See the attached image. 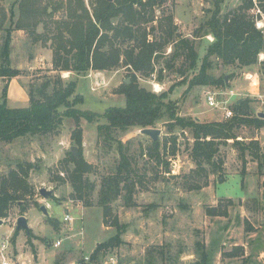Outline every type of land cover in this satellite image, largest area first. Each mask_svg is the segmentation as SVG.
<instances>
[{"label": "rangeland", "instance_id": "1", "mask_svg": "<svg viewBox=\"0 0 264 264\" xmlns=\"http://www.w3.org/2000/svg\"><path fill=\"white\" fill-rule=\"evenodd\" d=\"M19 1L2 0L0 6L7 15L13 7V19L16 20ZM36 1L38 5H47L50 12L51 4L61 6L53 19L65 17L68 14L66 7L78 4L77 0ZM83 1L92 12L94 0ZM108 1L116 4L118 0ZM242 1L164 0L147 10L148 15L154 16L153 22L143 24L150 42L165 38V27L168 18L172 17L178 32L194 42L198 53L195 66L184 76H179L177 69L181 58L175 60L173 68L164 66L163 61L171 57L174 48L173 43H167L161 48V56L153 59V73L137 78L140 86L157 94L172 86L165 101L174 105L176 117L197 122L227 120L220 107L208 106V92H218L219 101L228 99L227 106L233 116L237 104L244 99L249 101L246 114L259 117V113H264L263 52L259 53L257 63L242 67L237 63L224 64L212 55L206 62V72L220 83L189 86L190 78L200 71L203 56L214 40L203 24L217 8L221 17L236 10ZM253 1L255 4L247 14L254 22H261L260 27H255L264 31V9L259 4L264 1ZM257 8L261 13L255 12ZM119 19L113 18L112 22ZM36 32L44 33L42 24L36 27ZM4 37L5 31L0 29V53ZM50 43L32 42L26 30L12 31L10 61L12 67L20 68V79L26 92L58 74L52 68ZM1 60L0 55V64ZM90 70L93 71L91 77L88 76ZM90 70L80 75L61 72L63 81L76 82L72 97L80 96L82 100L75 103L74 108L96 115L92 121L81 119L83 138L79 146L71 139L75 123L70 118H64L59 128L49 135L25 136L10 143H0V182L18 162L34 166L27 178L33 193L22 202L25 211L22 212L20 204L14 202L8 215L0 218V241L8 239V256L15 258V264L83 263L84 256L90 257L85 264H192L197 261L264 264V169L259 172L257 162L247 156L246 174L242 180L243 161L233 140L229 139L227 144L220 145L219 154L224 161L222 170L208 175L207 186L191 188L193 184L203 182V176L198 177L192 172L196 164L190 157L193 141L190 128H181L176 121H169L163 112L152 127L160 130L156 140L159 148L153 156L149 153L153 152L151 146L155 142L142 134L137 126L125 131L113 129L112 138L105 137L98 126L107 123L103 117L107 108L125 106L126 98L119 91L123 80L128 79L129 71L123 65L110 70ZM103 78L104 84L97 86L96 79ZM154 86L157 91L153 90ZM2 87L0 81V93ZM230 91L234 94L229 95ZM10 103L13 107H26L27 95L14 92ZM65 109L59 108L60 112ZM234 132L238 141L257 139L264 148V126L241 125ZM172 137H176V155L169 152ZM71 146L77 147L76 157L81 156L92 168L84 175L94 183L87 205L74 196L69 178L68 173L74 168L69 155ZM121 154H125L130 162L132 179L129 182H135L132 194L135 205L126 204L123 193L111 203L110 218L104 221L98 204L100 182L103 176L115 172ZM204 168L209 169L207 165ZM41 187L52 189L54 194L48 199L43 198L38 192ZM41 205L46 207L47 215L40 209ZM65 214L73 216L74 222H64ZM20 215L27 218L29 234L25 230H16V219ZM115 221L123 229L119 243L99 250L91 258L99 243L117 235ZM57 239L62 244L54 247Z\"/></svg>", "mask_w": 264, "mask_h": 264}, {"label": "trees", "instance_id": "2", "mask_svg": "<svg viewBox=\"0 0 264 264\" xmlns=\"http://www.w3.org/2000/svg\"><path fill=\"white\" fill-rule=\"evenodd\" d=\"M163 1L118 0L116 4H113L108 0H94L91 2L93 8L90 12L83 0H77V6L66 7L68 14L60 19H53L54 13L61 8L55 3L51 4L52 12H50L47 5H38L36 0H20L17 7L19 16L16 20L13 19V7L7 15V11L0 6V29L5 31L0 53L2 59L0 77L4 80L0 95V143H10L25 136L49 135L59 128L64 118H70L75 123L71 139L75 145L79 146L83 138L81 119L92 121L96 115L74 108V104L82 100L80 96L72 97L76 82L63 81L61 72L68 71L80 75L90 69L110 70L123 65L128 68L127 78L130 82L126 83L123 80L119 93L125 96L126 104L124 107H109L104 112L103 117L107 123L99 125L98 130L103 131L105 137L112 138L113 129L125 131L134 126L141 129L153 127L154 122L165 112L169 121H176V125L181 128L188 127L192 132L190 157L196 164V169L192 172L198 177L203 176V182L195 183L191 188L199 189L207 186L208 175L222 170L224 161L219 154L220 145L227 144L229 139L233 140L232 144L238 149L239 158L243 161L242 180L246 174L247 156L257 162L258 171L261 172L264 169V148L257 139L238 141V135L234 132L241 125H253L257 128L264 126V118L246 114L249 101L244 99L237 104V112L234 116L232 115L233 117H229L230 119L197 122L174 115V105L165 101L172 86L168 91L157 94L138 84L139 75L149 77L153 73V59L161 56V48L167 43H173L174 48L171 57L163 61L164 66L173 68L175 60L181 58L177 69L179 76H184L198 60L194 42L182 37L172 17L168 18L164 39L152 42L147 39L148 34L143 24L154 21V16L148 15L147 10ZM253 3V0H243L236 10L221 17L218 16L217 8L211 18L203 24L212 33L214 40L203 56L200 71L190 78L189 86L220 83L206 72V62L212 55L224 64L237 63L240 67L257 63L259 53H264V31L257 29L254 20L247 14ZM259 4L264 9V2ZM116 17L120 19L113 23L112 19ZM39 24L43 26L42 34L36 32ZM14 29L28 31L32 42L46 44L50 41L53 54L52 68L58 73L40 85L30 87L27 91L28 106L19 108L9 107L6 102L10 79L21 75L19 69L11 66L9 56ZM150 29L152 30L153 27ZM161 76L160 74L159 79L162 78ZM222 80L225 79L222 78ZM221 84H223L222 81ZM62 106L66 109L60 112L59 108ZM171 139L172 146L169 152L170 155H176V137ZM158 148V142L152 144L153 152L149 155L153 156ZM69 155L74 164V168L68 173L74 196L84 200L87 205L94 183L84 175L92 170L91 165L81 156H73L70 152ZM120 157L115 172L103 176L100 182L98 204L102 208L104 221L110 218L111 203L123 193L124 202L135 205L132 201L135 182H129V179H132L130 162L125 154H121ZM204 165H207L209 169H205ZM33 167L31 163L18 162L16 168L10 169L8 174L1 178L0 218L8 215L9 208L14 202L20 204L22 212L25 211L23 199L33 193L27 180L29 171ZM222 178L220 176L221 180ZM114 225L117 228V235L110 237L106 242L99 243L91 258H94L99 250L114 247L116 243H119V236L123 229L117 221ZM192 264L205 263L197 261Z\"/></svg>", "mask_w": 264, "mask_h": 264}, {"label": "built area", "instance_id": "3", "mask_svg": "<svg viewBox=\"0 0 264 264\" xmlns=\"http://www.w3.org/2000/svg\"><path fill=\"white\" fill-rule=\"evenodd\" d=\"M256 13H261L260 9L257 8L255 10ZM264 14V13H263ZM264 18V15H263ZM255 25L257 27L261 26V22L257 21L255 22ZM99 74V72H97ZM93 75V71L90 70L88 76L91 77ZM104 84V78L103 79H96V85H101ZM153 90L157 91L156 86H154ZM234 93L232 91L229 92V95H233ZM217 95L218 92H208L206 94V100H207V104L210 107H220L223 110V115L224 117L227 119L229 117H231L233 115L232 110L229 109V107L227 106V100H222L219 101L217 99ZM63 221L67 222V223H73L74 222V217L71 216L70 214H65L63 217ZM62 244V241L60 239L55 240V242L53 243L54 247H58ZM8 248H9V241L8 239H2L0 241V264H15V258L13 257H9L8 256ZM84 260V264L90 260L89 256H84L83 259ZM83 263H77V262H71L70 264H83Z\"/></svg>", "mask_w": 264, "mask_h": 264}, {"label": "water", "instance_id": "4", "mask_svg": "<svg viewBox=\"0 0 264 264\" xmlns=\"http://www.w3.org/2000/svg\"><path fill=\"white\" fill-rule=\"evenodd\" d=\"M125 81H126V83L130 82L129 79H126ZM258 116L261 117V118H264V113H259ZM140 132L142 134H144V135L149 136L153 140V142H156V140L158 139V135L160 134V130L159 129L152 128V127L143 128V129L140 130ZM70 151H71V154L73 156H77V147L76 146H71L70 147ZM38 192L45 199H48L51 195L54 194V191L52 189H47V188H44V187H41ZM40 209L45 213V215L48 214L47 210H46V207L44 205H41ZM1 222H2V220H0V223ZM16 229L25 230L26 233L30 232L27 218L24 215H20L16 219Z\"/></svg>", "mask_w": 264, "mask_h": 264}, {"label": "crops", "instance_id": "5", "mask_svg": "<svg viewBox=\"0 0 264 264\" xmlns=\"http://www.w3.org/2000/svg\"><path fill=\"white\" fill-rule=\"evenodd\" d=\"M12 66V65H11ZM17 69H20L19 67H15ZM0 81L2 83V85L4 84V80L3 78L0 77ZM3 88V87H2ZM2 91V90H1ZM21 92L23 95H27V92L22 84V81L20 79V75L19 76H16V77H13L10 79L9 83H8V89H7V99H6V102H7V105L9 107H12V108H17V107H13L10 103V99H12V93L14 92ZM1 95V93H0ZM27 100H28V95H27ZM29 103V102H28ZM19 108V107H18ZM231 198V197H229ZM80 243V242H79ZM77 243V245L79 244Z\"/></svg>", "mask_w": 264, "mask_h": 264}]
</instances>
